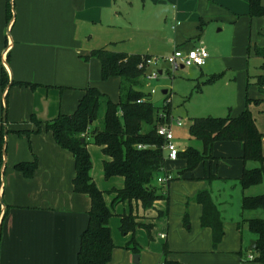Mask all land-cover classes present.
<instances>
[{
	"label": "crops",
	"instance_id": "1",
	"mask_svg": "<svg viewBox=\"0 0 264 264\" xmlns=\"http://www.w3.org/2000/svg\"><path fill=\"white\" fill-rule=\"evenodd\" d=\"M11 4L12 20L7 23L6 0H0V73L2 68L6 70L10 84L21 82L34 84L36 88L16 85L3 90L0 86V138L3 134L4 140V164L0 171V264L78 263L91 200L74 191L73 156L59 147L53 134L44 127L35 132L30 116L33 114L44 124L61 114L71 115L89 87L108 95L100 87V61L86 59L92 51L108 49L129 55L168 56L175 49L189 50L207 42L212 26L218 28L222 24L232 27L234 32L232 55L224 58L228 71L233 77L244 74L246 82L245 88L241 85L237 90V103L228 108V115L239 116L246 108L247 96L264 100L257 86L247 88L249 80L255 83L263 74L262 69L261 74L250 75L244 62L240 64L246 52L248 60L251 52L255 58L264 60L256 55L257 48L264 49V27L258 32L260 45L252 44L251 38L248 42L249 28L256 21H264V17L249 16L250 0H12ZM209 60L210 57L204 67ZM198 70L204 75L203 67ZM224 74L206 75L203 85L211 84L207 81L216 75L221 76L217 79L220 80ZM112 80L118 84L120 97L121 81ZM196 88L198 92L202 90L200 85ZM166 95L172 99L168 91ZM113 101L118 103L119 98ZM256 109H260L259 117ZM250 110L264 135V102L250 105ZM88 150L93 161L92 177L106 193L105 200L112 213L119 216L112 217L109 223L116 245L112 264H161L163 248L158 246H153L155 252L151 257L140 253L139 262L134 261L136 254L126 248L133 235L121 233V217L133 213L137 223L152 224L154 229L160 219L168 217L170 193L175 187L182 190L180 218L184 214V230L181 228L174 236L167 227V232L159 234L169 247L168 260L182 264H262L254 260L256 249L250 250L251 243H257V236L243 222L264 219V210L245 211L242 199L264 194V183L242 189L243 171L260 166L256 162H244L242 143L217 142L213 159L172 181L169 200L158 201L150 210L135 202L111 207L108 202L112 204L115 195L107 194L122 189L124 179L106 180L103 163L109 159L101 147L89 145ZM34 159L38 168L32 178L26 179L14 170L16 164ZM186 165L184 160L168 157L165 172L174 176L177 171L175 176H179L178 172ZM209 176L215 178L209 182ZM205 190L211 193L224 220V236L216 248L212 230L201 224L203 207L194 201ZM230 210H235L236 215L229 218ZM143 231L147 233L138 228L137 236Z\"/></svg>",
	"mask_w": 264,
	"mask_h": 264
},
{
	"label": "trees",
	"instance_id": "2",
	"mask_svg": "<svg viewBox=\"0 0 264 264\" xmlns=\"http://www.w3.org/2000/svg\"><path fill=\"white\" fill-rule=\"evenodd\" d=\"M12 0H6V21L12 20ZM251 18L264 17L262 0H250ZM256 55L264 59V49L257 48ZM150 56L129 55L117 53L108 49L92 51L87 60L96 58L101 63V78L120 79L119 102L115 103L108 95L95 87L86 89L76 111L71 115H59L44 124L32 114L30 121L36 126L35 132L42 127L53 134L59 147L69 152L75 162V178L73 186L75 193L87 195L91 200L89 223L81 236V245L77 264H112L113 251L116 245L113 241L111 218L114 216L105 200V192L101 191L92 177L93 161L88 150L90 144L102 148L103 154L109 159L104 161V177L110 180L114 177L124 179V187L115 189L111 207L121 203H140L144 210H150L161 200H169V185L186 173L195 171L206 160L213 159V147L217 142H240L244 147L243 160L245 163L256 162L260 166L245 169L240 178L243 190L264 183V135L259 131L250 110V105H259L264 100L246 98V108L237 117H201L192 119L189 127L190 137L200 141L203 149L188 147L179 151L177 158L186 161V168L178 172L179 176L172 177L165 172L168 154L166 140L158 130L163 124L170 123L172 103L166 98L163 107L157 108L144 91V70L140 68L144 58ZM263 74L256 82L248 81L257 86L264 96V64ZM220 75L211 77L207 82L216 81ZM23 85L32 90L34 84L9 81L4 68L0 73V86L4 90L9 86ZM7 97V96H6ZM5 97V101H6ZM168 102V103H167ZM163 115L165 117H163ZM3 134L0 138V171L4 161ZM38 161L20 162L14 170L24 178H32ZM171 176L165 184H158L157 179ZM215 177H207L211 182ZM194 179V178H193ZM1 185V173H0ZM194 201L203 207L201 224L213 232V245L216 248L224 236V220L217 205L208 190L200 192ZM1 205V203H0ZM243 210H264V194L254 197H243ZM5 213L2 216V221ZM133 213L122 215L121 233L124 236L133 235L126 248L139 254L141 246L136 241V230L145 229L151 239L153 225L139 224ZM188 224V217H185ZM249 231L257 236V248L254 251L255 261L264 264V219L246 220L243 222ZM242 224V223H241ZM239 223V226H241ZM169 247L163 246L161 264H182L168 260Z\"/></svg>",
	"mask_w": 264,
	"mask_h": 264
},
{
	"label": "rangeland",
	"instance_id": "3",
	"mask_svg": "<svg viewBox=\"0 0 264 264\" xmlns=\"http://www.w3.org/2000/svg\"><path fill=\"white\" fill-rule=\"evenodd\" d=\"M214 26L215 25L212 26L210 31L212 32L210 34L211 38L208 39L207 42H203L210 55L208 66L203 67L204 75H202V72L198 70L200 68L197 67L183 68L177 72H173L166 65L162 64L161 66L163 74L160 75L156 81L152 82L151 84H147L144 87V91L147 94L154 90V93H151L150 95V99L157 108L163 107L164 102L168 97L167 95H164V91H168V94L171 95L172 99H170V101L172 103V114L176 119H181L183 122L181 127L176 125L172 126V130L176 136L174 139V144L179 150H185L188 147H194L196 149L202 150V143L200 141L194 138L193 140H190L188 130L192 119L208 116L226 117L228 115V108L233 105L235 107L237 103V90L240 89L241 85L246 83L244 74L242 76L236 74V76L233 77L234 75L228 71L227 62L224 60V58L230 57V55H232L231 49L234 41V32L232 31V27L229 28L222 24L219 25L220 27L218 28H215ZM262 27H264V21L260 20L254 23L253 28H249L248 42L251 38L253 42L252 44H255L256 42L259 44L261 40L258 38V32ZM222 28H224V30L218 32L219 29ZM247 55L248 52H246L244 60L240 61V64L244 62L250 75L261 74V65L264 60L262 61L261 59L255 58L252 52L250 55V60H248ZM162 57L165 56H160V58ZM224 72L225 74L220 80H217L211 84H204L205 86L203 85V83L207 80L206 75L220 74ZM99 82L102 90L106 92L109 97L112 98V100L118 101L119 90L116 81L112 80V78L108 80H103L100 78ZM198 85L202 87L200 92H198L199 90L196 88ZM225 106L226 109L224 108ZM259 110L260 109H256L257 117H259ZM93 146L96 148L99 147L96 145ZM176 173L177 171H174V176ZM174 176L172 175V177ZM181 193L182 190L179 187H175L173 192L171 189L169 215L167 218L163 217L160 219V221L156 224V227L151 231V237H153V239H150L148 237V233L144 231L139 234V236L136 234V239L142 246L140 253H143L144 256H146V254H148L150 257L152 256V253L155 252V247L153 246L163 248L166 241L161 240L159 234L164 232V230L167 232V227H169L170 233L174 236L179 234L181 228L184 230V226H182V224L184 225V214L180 218V211L182 209L180 200ZM108 203L111 205L110 202ZM166 209L167 207L165 210ZM228 215L229 218L231 216H235V210H230ZM118 217L119 216L116 214L113 216V218ZM115 230L119 235H121L117 228H115ZM140 253L136 255L140 256Z\"/></svg>",
	"mask_w": 264,
	"mask_h": 264
},
{
	"label": "built area",
	"instance_id": "4",
	"mask_svg": "<svg viewBox=\"0 0 264 264\" xmlns=\"http://www.w3.org/2000/svg\"><path fill=\"white\" fill-rule=\"evenodd\" d=\"M210 55L203 43L198 46H195L189 50L175 49L171 54L165 57H155L150 56L149 58H144L140 68L144 70V81L147 84H151L156 81L162 72V64L166 65L173 72H177L183 68L204 67L209 59ZM151 93H154L152 90ZM168 102H171L170 100ZM167 102V103H168ZM163 117H165L163 115ZM181 127L183 122L181 119H176L174 115L170 117V123L163 124L160 126L158 133L160 136L164 137L166 140V151L170 159L176 160L179 150L174 144L175 134L172 130V126ZM171 176L161 177L157 179L158 184H165L171 180ZM165 235H162V238H165ZM250 259H253V256H250Z\"/></svg>",
	"mask_w": 264,
	"mask_h": 264
},
{
	"label": "water",
	"instance_id": "5",
	"mask_svg": "<svg viewBox=\"0 0 264 264\" xmlns=\"http://www.w3.org/2000/svg\"><path fill=\"white\" fill-rule=\"evenodd\" d=\"M166 94H167V91H164V95H166ZM4 114H5V112H3V122H5V116H4ZM256 248H257V243H256L255 241H253V242L251 243V248H250V250H255ZM134 260H135L136 262H139V256H138V255H135Z\"/></svg>",
	"mask_w": 264,
	"mask_h": 264
}]
</instances>
